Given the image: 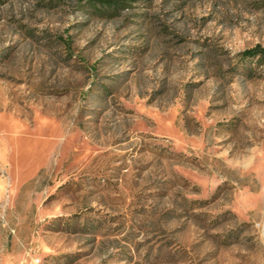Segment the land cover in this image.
<instances>
[{
    "label": "rangeland",
    "instance_id": "1",
    "mask_svg": "<svg viewBox=\"0 0 264 264\" xmlns=\"http://www.w3.org/2000/svg\"><path fill=\"white\" fill-rule=\"evenodd\" d=\"M0 264H264V0H0Z\"/></svg>",
    "mask_w": 264,
    "mask_h": 264
},
{
    "label": "built area",
    "instance_id": "2",
    "mask_svg": "<svg viewBox=\"0 0 264 264\" xmlns=\"http://www.w3.org/2000/svg\"><path fill=\"white\" fill-rule=\"evenodd\" d=\"M39 261H40L39 258H34V259H33V262H34V263H38Z\"/></svg>",
    "mask_w": 264,
    "mask_h": 264
}]
</instances>
